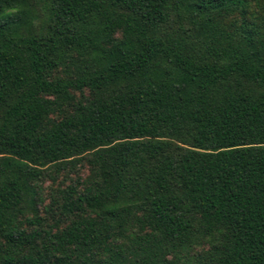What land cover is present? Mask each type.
Instances as JSON below:
<instances>
[{"label":"trees","instance_id":"trees-1","mask_svg":"<svg viewBox=\"0 0 264 264\" xmlns=\"http://www.w3.org/2000/svg\"><path fill=\"white\" fill-rule=\"evenodd\" d=\"M0 264H264V0H0Z\"/></svg>","mask_w":264,"mask_h":264},{"label":"rangeland","instance_id":"rangeland-1","mask_svg":"<svg viewBox=\"0 0 264 264\" xmlns=\"http://www.w3.org/2000/svg\"><path fill=\"white\" fill-rule=\"evenodd\" d=\"M16 10H12V11H8L7 14H5V18L4 15L1 17L3 19H10L13 20L16 17L15 14ZM46 21V16L44 18V16H41L40 19H38L35 23V26L33 27V30L37 28V26L39 25V29L40 30L41 26L43 28L44 24ZM27 28L24 29V32H26ZM122 33H118L116 34V39L121 38ZM72 58H76V53H72ZM71 58V59H72ZM55 76H63L64 74V67H58L55 71ZM88 95V94H85ZM75 167L71 168L72 165H68L67 168H65L64 170L60 171L57 174L54 173H50V174H54V179H52L51 177H49V171L44 172V175L42 177V179L37 183V191H38V195H37V199L38 200V215L39 218L41 220V224H39L38 228L39 230H46L48 228L47 224H50L51 220H48L47 216H46V212L43 208V203L46 205H49L51 200H53V197L51 196V190L55 189L57 187L60 188H64L65 186H69L73 183H76L77 181H79V188H80V183H82V181L86 178V176L88 175V165L84 162V161H77L75 163ZM71 168V169H70ZM51 172V171H50ZM78 184V183H77ZM41 197V201L43 199V202H41V204L39 203V199ZM33 227H29L28 231L31 230ZM204 247H195L193 249L194 253H198L199 251H201Z\"/></svg>","mask_w":264,"mask_h":264}]
</instances>
